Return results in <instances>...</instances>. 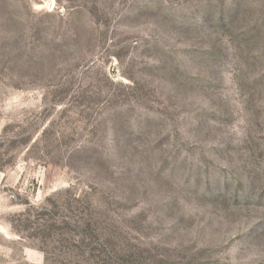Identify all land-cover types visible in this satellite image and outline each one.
Wrapping results in <instances>:
<instances>
[{
  "label": "rangeland",
  "instance_id": "rangeland-1",
  "mask_svg": "<svg viewBox=\"0 0 264 264\" xmlns=\"http://www.w3.org/2000/svg\"><path fill=\"white\" fill-rule=\"evenodd\" d=\"M0 264H264V0H0Z\"/></svg>",
  "mask_w": 264,
  "mask_h": 264
}]
</instances>
